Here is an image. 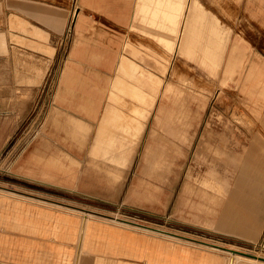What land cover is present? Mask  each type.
Returning <instances> with one entry per match:
<instances>
[{"label": "crops", "instance_id": "crops-1", "mask_svg": "<svg viewBox=\"0 0 264 264\" xmlns=\"http://www.w3.org/2000/svg\"><path fill=\"white\" fill-rule=\"evenodd\" d=\"M123 1L122 7L121 0H0L1 74L14 76L25 93H38L52 73L48 91L56 84L53 105L20 170L32 180L67 189L89 170L118 181L131 168L152 117L140 187L164 183L183 144L190 142V119L206 106L205 92L215 81L222 87L234 80L249 111V134L234 139L228 149H215L218 158L225 154V165L220 170L211 162L197 181L196 218L211 222L216 231L257 242L264 235V62L251 57L239 35L232 40L230 30L209 17L198 0H135L132 10L129 0ZM241 6L257 22L250 44L264 58L259 30H264V0H242ZM82 9L92 19L107 20L106 29L136 21L135 28L162 49L120 44L89 16H80ZM175 53L205 69L204 86L189 79L179 86L166 79ZM58 62L63 63L59 73ZM177 75L174 66L170 76ZM45 127L52 128V137ZM245 142L248 146H242ZM241 146L240 155L234 154ZM83 150L87 160L81 169L76 153ZM39 201L0 196V264H264ZM229 253L243 256L242 261L229 260Z\"/></svg>", "mask_w": 264, "mask_h": 264}, {"label": "rangeland", "instance_id": "rangeland-1", "mask_svg": "<svg viewBox=\"0 0 264 264\" xmlns=\"http://www.w3.org/2000/svg\"><path fill=\"white\" fill-rule=\"evenodd\" d=\"M198 1L209 17L216 18L223 27L230 30L232 40L239 35L241 43L248 45L251 57L260 58L264 62V58H261L250 44L251 38H255L257 34V22L242 10V0ZM124 4L121 0L122 7ZM133 5L135 7V0H129L131 10ZM82 10L80 16L86 15L92 19L90 13H83L85 11ZM92 20L95 27L107 31V35L117 39L120 44L122 41L134 44L141 42L158 51L162 49L154 38L135 28L136 21L130 26L128 23H120L118 26L110 25L111 28L106 29V26H109L107 20L99 17ZM259 30L261 36L262 34L264 36V30ZM57 49L59 53H63L62 47L59 49L57 46ZM62 64L57 63L58 73ZM174 66L178 75L171 77L170 72ZM242 71L244 72L245 68ZM53 75L52 73L50 77H46L38 93H25L16 87L14 76L7 79L5 73L2 75L0 70V192L14 194L27 200L39 198L131 225L159 229L184 241L214 246L264 261V235L254 242L251 239L216 231L211 222L196 218V187L199 186L197 181L203 177L211 162L216 163L220 170L225 165L223 161L226 158L225 154L218 158L214 154L215 149L224 147L228 149L233 145L234 139H241L249 134V111L240 96V87L236 81L228 79L222 87L215 81L205 92L206 106L204 109H198V114L190 119L192 122L188 130L190 142L183 144L177 166L168 173V179L164 183L140 187L141 180L145 179L144 157L150 127L153 125L151 117L131 168L124 178L110 181L105 174L89 170L88 173L80 175V182L74 188L67 189L32 180L20 170L23 157L36 144L37 134L43 128L53 105L52 95L56 81L52 91H48L51 90ZM220 76L219 73L217 78ZM166 79L179 86L187 85L184 82L187 79L196 80L198 86H204L207 72L192 60L177 57L175 53L172 55ZM100 84L105 85L103 78ZM193 107L195 109L196 106ZM51 130V127L44 128L49 137H52ZM243 145L248 146L246 142ZM242 146L234 154L240 155ZM76 157L82 162L80 168L84 169L87 160L86 150L76 153ZM2 193L0 196L7 197ZM146 233L161 235L156 232Z\"/></svg>", "mask_w": 264, "mask_h": 264}, {"label": "bare ground", "instance_id": "bare-ground-1", "mask_svg": "<svg viewBox=\"0 0 264 264\" xmlns=\"http://www.w3.org/2000/svg\"><path fill=\"white\" fill-rule=\"evenodd\" d=\"M76 13V12H75ZM75 16V15H74ZM0 193H2V192H0ZM7 193V192H6ZM2 194H4V195H6L7 197H12V198H17V196H15L14 194H10V193H7V194H5L4 192L2 193ZM27 200V199H26ZM34 200H36V198L34 199ZM34 200H32V199H29L28 198V201L29 202H31V201H34ZM43 201V200H42ZM39 204H41V205H43V206H48V207H55V208H58V209H61V210H66V211H69V212H74V213H78V214H82L83 215V213H82V211L81 212H78V211H75V210H70V209H67V208H65V207H62V206H57V205H52V204H50V203H47V202H40L39 201ZM85 213V212H84ZM216 214V213H215ZM84 216V215H83ZM89 216V215H88ZM105 221V220H104ZM124 224V223H123ZM128 225V224H127ZM134 227V226H133ZM139 228V227H138ZM142 231H146V232H151V233H155L156 232V234H161L162 232H161V230H159V229H155V230H153V229H149V228H143L142 229ZM164 234V233H163ZM163 234H161V235H163ZM169 238V237H168ZM173 240H175V239H173ZM229 254H231L232 256H230V258L231 259H229V260H231V261H239V260H241L242 261V259H243V256H241V255H237V254H232V253H229ZM249 259V261H250V258H248ZM247 259V260H248ZM252 260V259H251ZM256 263V262H255ZM233 264V263H232ZM235 264V263H234Z\"/></svg>", "mask_w": 264, "mask_h": 264}]
</instances>
